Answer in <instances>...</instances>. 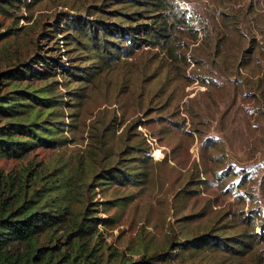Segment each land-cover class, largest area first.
Listing matches in <instances>:
<instances>
[{"label":"rangeland","instance_id":"1","mask_svg":"<svg viewBox=\"0 0 264 264\" xmlns=\"http://www.w3.org/2000/svg\"><path fill=\"white\" fill-rule=\"evenodd\" d=\"M118 1L0 5V94L44 82L5 78L16 66L42 68V59L87 64L66 43L63 21L107 19L119 14L109 10ZM175 1L189 20L174 33V58L159 47H140L81 83H69L56 69L52 78L67 99L56 132L61 143L1 156L0 175L14 182L36 172L53 181L67 175L71 201L63 225L73 211L96 216L88 245L105 259L163 252L169 258L158 264H264V239L247 252L174 249L177 241L218 227L226 234L260 231V217L252 225L251 214L264 217V0ZM75 86L82 95L68 99L66 89ZM134 143L150 149L135 169L145 172L137 174L140 181L100 175L121 165L119 151ZM66 229L57 231L55 243L62 245Z\"/></svg>","mask_w":264,"mask_h":264},{"label":"trees","instance_id":"2","mask_svg":"<svg viewBox=\"0 0 264 264\" xmlns=\"http://www.w3.org/2000/svg\"><path fill=\"white\" fill-rule=\"evenodd\" d=\"M13 1L5 0L0 5L5 9L6 4ZM115 5V9L109 10L119 14L111 15L112 19L110 15L107 19L71 15L63 21L68 36L66 43L74 44L87 64L63 65L54 59H42L44 64H39L42 68L28 64L25 69L16 66L5 71V78L15 82L30 77L44 82L38 86L26 82L23 87L14 86L0 94V157H19L35 145L61 143L56 132L63 129L60 126L64 124L62 105L67 99L61 97L58 81L52 78L56 69H61L69 83H81L92 81L96 74L120 61L121 57L132 56L140 47H159L171 58L176 56V48L172 45L174 33L182 26L187 27L185 22L189 16L175 0H119ZM76 88L66 89L71 93L68 99L82 95L72 90ZM149 151L139 144L127 145L119 151L123 155L119 158L123 161L121 165L104 167L100 175L120 183L140 181L137 174L145 172L135 169L140 165L138 160L143 165L147 162ZM142 153L146 157L140 158ZM44 177L45 174L36 172L29 180L28 174H22L18 182H14L0 175V264H158L169 258L163 252L142 254L136 259L124 258L122 254L112 255L110 259L94 255L88 244L94 236L96 216L87 217L85 211L82 214L73 211L71 223L63 225L71 201L67 193L68 176L62 175L54 181L43 180ZM251 216L252 225L255 218L260 217V231L226 234L224 228L218 227L177 241L174 249L179 252L208 246L232 253L247 252L264 239V217L261 213ZM60 229H66L65 241L61 242L65 246L55 243L59 239L55 234Z\"/></svg>","mask_w":264,"mask_h":264}]
</instances>
